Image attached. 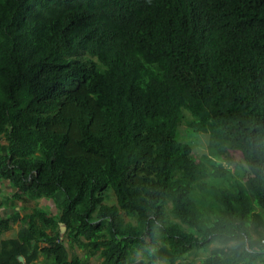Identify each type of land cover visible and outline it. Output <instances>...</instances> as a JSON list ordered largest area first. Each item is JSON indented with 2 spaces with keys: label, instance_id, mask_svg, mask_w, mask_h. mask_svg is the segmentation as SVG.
Listing matches in <instances>:
<instances>
[{
  "label": "trees",
  "instance_id": "obj_1",
  "mask_svg": "<svg viewBox=\"0 0 264 264\" xmlns=\"http://www.w3.org/2000/svg\"><path fill=\"white\" fill-rule=\"evenodd\" d=\"M2 138L0 264H264V0H0Z\"/></svg>",
  "mask_w": 264,
  "mask_h": 264
},
{
  "label": "rangeland",
  "instance_id": "obj_2",
  "mask_svg": "<svg viewBox=\"0 0 264 264\" xmlns=\"http://www.w3.org/2000/svg\"><path fill=\"white\" fill-rule=\"evenodd\" d=\"M190 112L191 111L188 110L187 108L182 109L183 115H182V118L180 120L178 127L176 128L175 137L179 142H186V143H189L190 145H192L193 153H195V156L199 160H201L203 155L208 152L209 140H210V137L212 134V130L210 127H206L205 132L197 133L196 130L189 129V127H187L188 123L191 122V120H195V117L191 116ZM196 123L200 126L204 125L202 123L201 118L197 119ZM206 126H209V125H206ZM6 143H7L6 138L0 139V145L6 144ZM0 189H2V190H0V194L4 193L5 188H0ZM7 193L8 192H6V194ZM5 201H6V199H5ZM15 203L18 204L17 200L12 199L11 201H9V204H6L7 207L5 206L4 210H2V213H4V211H5L4 215H7L6 212H8V211L14 212ZM114 203H116V199L113 197L110 204H114ZM37 205H39L38 201L37 202L30 201L29 203H27V207L31 208V209ZM126 220H128V218H126ZM18 226H19V228H21V226L19 224H17L14 226L12 231L5 233L4 236H2V237L13 236L14 233L16 235L17 231H18V229H17ZM66 240H67V238H66ZM75 252L79 256H82L84 254V251L82 249H79V248H77L75 250ZM205 256H206L205 251H199L197 254L193 253L188 258H186L184 260L177 261L176 264H188L190 260H195V263H193V264H202V260ZM41 258H42V256L40 257V259ZM136 258H138V255L136 256ZM100 259L101 258H98L97 256H92L89 258L88 264H97V262L100 261ZM29 264H31V263H29ZM33 264H37V263L34 262Z\"/></svg>",
  "mask_w": 264,
  "mask_h": 264
},
{
  "label": "clouds",
  "instance_id": "obj_3",
  "mask_svg": "<svg viewBox=\"0 0 264 264\" xmlns=\"http://www.w3.org/2000/svg\"><path fill=\"white\" fill-rule=\"evenodd\" d=\"M191 116H193V114H191ZM209 159L211 163L215 165L216 167H221L229 171L232 169L233 164L235 163V162H230L225 157L219 156V155L210 156ZM213 235H215V233L209 236V243L212 244L214 248H217L220 251H237V252L249 253V254H255L256 252H264V247H262L264 246V240H260L259 246H255L253 243L254 238H250L248 235L244 234L243 232L238 233L235 237L230 238L227 241H224V242L218 241L215 243L213 241ZM150 252L151 254H155L156 249L153 248L150 250ZM40 257H39V260H40ZM33 263L34 262H32L31 264ZM36 263L38 264V262ZM157 264H163V262L158 261Z\"/></svg>",
  "mask_w": 264,
  "mask_h": 264
},
{
  "label": "crops",
  "instance_id": "obj_4",
  "mask_svg": "<svg viewBox=\"0 0 264 264\" xmlns=\"http://www.w3.org/2000/svg\"><path fill=\"white\" fill-rule=\"evenodd\" d=\"M0 188H5V190H4V193H2V194H0V218H4V216H10V215H12V214H16V213H20L21 214V216H22V218H23V216L27 213V212H30L31 211V208H28L27 207V203L28 202H25V203H23V201H21V200H17V202H18V204L17 203H15V205H14V212L13 211H8V212H6V214L7 215H4L5 214V211H4V213H2V210H4V208H5V206H6V204H9V201H11L12 200V198H9L13 193H15L17 190L16 189H14V188H12L11 187V185H10V183L8 182V181H0ZM0 190H2V189H0ZM6 192H8L7 194H6ZM5 199H6V201H5ZM40 202V205L43 207V206H47V207H49L51 204V202H46V201H44V200H42V201H39ZM7 207V206H6ZM52 210H53V212H55L54 211V209H53V207H52ZM19 224V223H18ZM65 227L64 226H62V229H64ZM18 230H20V228H19V226H18V228H17Z\"/></svg>",
  "mask_w": 264,
  "mask_h": 264
}]
</instances>
